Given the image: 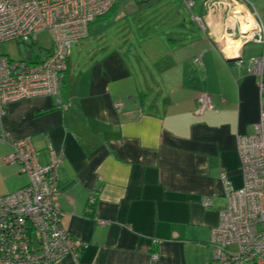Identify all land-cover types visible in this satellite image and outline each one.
<instances>
[{
  "label": "crops",
  "instance_id": "obj_1",
  "mask_svg": "<svg viewBox=\"0 0 264 264\" xmlns=\"http://www.w3.org/2000/svg\"><path fill=\"white\" fill-rule=\"evenodd\" d=\"M100 20L72 46L63 109L49 95L0 112V196L28 183L4 158L29 137L41 164L49 145L63 155V224L87 243L78 258L67 254L55 264H204L227 191L244 183L237 135L252 133L264 102L261 76L248 73L247 63L263 56L264 45L246 56L245 45L238 64L185 21L141 36L120 17ZM202 93L218 111L194 113Z\"/></svg>",
  "mask_w": 264,
  "mask_h": 264
},
{
  "label": "built area",
  "instance_id": "obj_2",
  "mask_svg": "<svg viewBox=\"0 0 264 264\" xmlns=\"http://www.w3.org/2000/svg\"><path fill=\"white\" fill-rule=\"evenodd\" d=\"M218 1L205 0L206 13L193 16L204 34L215 40V47L222 51L219 45L222 37L264 45V22L257 12L240 6L237 0L232 1V6ZM116 2L0 0V43L16 40L24 44L26 51L19 59L0 55V112L11 102L49 95L54 96L57 107L63 109L67 105L62 94L72 45L89 36L90 26L105 16ZM215 3L220 5L214 6ZM185 4L192 11L195 0H185ZM226 9L228 12L222 21L219 14H225L222 10ZM248 15L254 25L245 32L243 25H251ZM41 31L51 34L52 46L45 51L34 49ZM218 31L222 33L220 38ZM194 62L202 65V55H197ZM243 62V58L237 60L238 64ZM263 66L264 54L248 59L247 72L261 76L262 95ZM122 105L116 103L115 107L121 109ZM207 111H218V108L211 95L202 93L194 113L202 115ZM11 147L4 162L17 164L28 183L0 196V264H55L67 254L78 258L87 243L72 237L63 224L59 176L63 155L49 145V161L41 164L39 152L29 137L14 141ZM237 149L244 183L238 189L227 191V203L211 232L213 255L204 264H264V102L252 133L237 135ZM226 177L225 173L221 175L224 181ZM95 195L91 196L90 204H94ZM204 204L210 206L211 199L205 198ZM232 244L237 245L236 251L230 250ZM158 259L159 253L153 252L152 262Z\"/></svg>",
  "mask_w": 264,
  "mask_h": 264
},
{
  "label": "rangeland",
  "instance_id": "obj_3",
  "mask_svg": "<svg viewBox=\"0 0 264 264\" xmlns=\"http://www.w3.org/2000/svg\"><path fill=\"white\" fill-rule=\"evenodd\" d=\"M214 1L215 0H213V2ZM229 1L230 2H228V0H219L218 2H225L228 4L227 6H232L230 4H232L233 0ZM237 1L240 6L241 4L248 6L249 10L257 12L261 21L264 22V0ZM210 3H212V1L209 2L207 6H210ZM219 5L220 4L217 3L214 4V6ZM115 6L111 15L100 20V22H107L108 19L117 20L118 17H120V22L128 26L126 27L128 32L131 31L134 35L142 36L163 33L165 30L170 29L166 27L169 24H173L174 21H185L187 25L191 24L192 27L197 28L199 34L204 35L203 30L199 27L193 16L201 15L200 9L206 6L205 0H195V7L192 11L186 7L185 0H117ZM193 22L197 24V27ZM51 46V34L48 31L39 32L34 49L37 51H45L44 49H49ZM258 50L257 43L252 41L246 45L244 55L246 56L249 53L252 55ZM25 53L24 44L16 40L0 43V55H7L13 59H19L24 56ZM245 56L244 58H246Z\"/></svg>",
  "mask_w": 264,
  "mask_h": 264
},
{
  "label": "bare ground",
  "instance_id": "obj_4",
  "mask_svg": "<svg viewBox=\"0 0 264 264\" xmlns=\"http://www.w3.org/2000/svg\"><path fill=\"white\" fill-rule=\"evenodd\" d=\"M249 20L251 21V25H243V28L246 30L245 32H248L247 28H252L253 26V19L251 18L250 15H248ZM240 40L239 39H222L219 41V45L222 48V50L227 54V56H235L238 53L239 47H240Z\"/></svg>",
  "mask_w": 264,
  "mask_h": 264
},
{
  "label": "water",
  "instance_id": "obj_5",
  "mask_svg": "<svg viewBox=\"0 0 264 264\" xmlns=\"http://www.w3.org/2000/svg\"><path fill=\"white\" fill-rule=\"evenodd\" d=\"M235 39H237V38H235ZM250 42H252V41L242 40L241 44H240V47H239V50H238V53L235 56H227V54L223 50L222 51H223V53H224V55H225V57L227 59L236 61V60H239V59L242 58L243 48H244L245 45H247Z\"/></svg>",
  "mask_w": 264,
  "mask_h": 264
},
{
  "label": "trees",
  "instance_id": "obj_6",
  "mask_svg": "<svg viewBox=\"0 0 264 264\" xmlns=\"http://www.w3.org/2000/svg\"><path fill=\"white\" fill-rule=\"evenodd\" d=\"M115 5H116V3L112 6V8L109 10V12L105 16L98 18L95 22H97L100 19H104V18H107L108 16H110L116 7ZM66 84H67V82H66Z\"/></svg>",
  "mask_w": 264,
  "mask_h": 264
}]
</instances>
